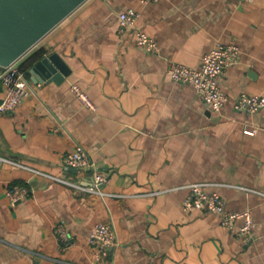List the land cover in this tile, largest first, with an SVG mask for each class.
Segmentation results:
<instances>
[{
    "label": "crops",
    "instance_id": "1",
    "mask_svg": "<svg viewBox=\"0 0 264 264\" xmlns=\"http://www.w3.org/2000/svg\"><path fill=\"white\" fill-rule=\"evenodd\" d=\"M128 7L159 51L119 31L117 13ZM219 41L236 42L241 54L221 75L227 98L213 110L166 71L174 61L199 65ZM52 52L69 74L61 81L27 74L31 94L0 112V264H105L89 240L97 222L117 229L114 264H264V108H235L242 91L264 94V0H85L18 64L27 71ZM5 90L0 80V102ZM250 125L255 134L244 132ZM77 143L107 176L106 196L34 172L89 183L90 168L64 166ZM16 181L32 193L13 203L6 188ZM192 182L220 192L229 209L251 207V238L242 241L216 212L186 210Z\"/></svg>",
    "mask_w": 264,
    "mask_h": 264
},
{
    "label": "built area",
    "instance_id": "2",
    "mask_svg": "<svg viewBox=\"0 0 264 264\" xmlns=\"http://www.w3.org/2000/svg\"><path fill=\"white\" fill-rule=\"evenodd\" d=\"M147 4L155 0H140ZM252 2L254 0H240ZM139 11L134 7H128L117 13L119 31H133L136 45L147 52L159 51L157 39L150 35L145 29L137 24ZM241 48L236 42L219 41L209 51L202 55L199 65L190 66L182 62L174 61L168 67L166 73L175 81H186L191 83L197 92L204 99L207 106L213 110H220L227 98L226 91L220 84V77L230 65L240 61ZM0 80L5 85V96L0 102V112H6L16 108L25 97L33 91L32 84L27 71L20 67L18 61L8 65L0 66ZM72 90L82 101L83 105L92 109L96 108L95 103L78 84H72ZM238 110L256 112L264 108V94L242 91L235 102ZM259 127L250 125L244 127V132L255 134ZM66 168H90L91 179L89 183L81 181H70L59 176L50 175L44 171L33 169L36 173L46 174L54 179L70 184L79 190L93 192L106 196L107 191L102 189V184L107 176L96 169L94 162L87 149L77 143L73 150L66 153L64 158ZM206 183H189V192L183 200L186 210H199L203 212H216L221 217V223L235 230L242 241H247L253 235L255 220L251 207L243 210H233L227 207L225 197L218 191L206 189ZM7 195L11 201L17 202L26 200L32 193L29 184L14 182L6 188ZM60 237L66 246L73 243L68 231L63 226L58 227ZM89 240L96 247V258L105 264H114L111 258V251L118 246L119 239L117 229L111 222H97L90 230Z\"/></svg>",
    "mask_w": 264,
    "mask_h": 264
},
{
    "label": "water",
    "instance_id": "3",
    "mask_svg": "<svg viewBox=\"0 0 264 264\" xmlns=\"http://www.w3.org/2000/svg\"><path fill=\"white\" fill-rule=\"evenodd\" d=\"M84 1L0 0V66L18 61ZM69 72L58 52L39 56L27 68L36 80L61 81Z\"/></svg>",
    "mask_w": 264,
    "mask_h": 264
},
{
    "label": "trees",
    "instance_id": "4",
    "mask_svg": "<svg viewBox=\"0 0 264 264\" xmlns=\"http://www.w3.org/2000/svg\"><path fill=\"white\" fill-rule=\"evenodd\" d=\"M16 182H20V181H16Z\"/></svg>",
    "mask_w": 264,
    "mask_h": 264
}]
</instances>
